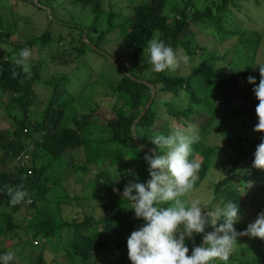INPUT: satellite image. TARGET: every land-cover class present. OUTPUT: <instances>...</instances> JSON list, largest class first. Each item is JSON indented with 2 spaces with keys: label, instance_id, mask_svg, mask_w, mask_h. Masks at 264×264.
<instances>
[{
  "label": "trees",
  "instance_id": "obj_1",
  "mask_svg": "<svg viewBox=\"0 0 264 264\" xmlns=\"http://www.w3.org/2000/svg\"><path fill=\"white\" fill-rule=\"evenodd\" d=\"M67 1L89 7L92 19L88 27H77L80 34L85 32L87 39V35H92L93 41H90L97 48L110 38L119 39L132 52L131 61H123L121 52L116 57L109 54L112 59L110 63L119 75L117 83L111 86L110 97L114 98V103L110 108L83 111L72 106L71 95L62 100V95L58 93L55 98L58 91L55 82L60 77L54 81L44 107L32 115L33 84L36 80H43L39 79L36 65L30 66V75L26 76L12 62L13 55L3 47L10 32L9 21L6 22L0 13V108H3L11 123L10 128H0V253L13 250L16 255L20 254L26 250L20 244L30 241L35 247H40L39 242L42 244L35 255L30 254L33 264H60L57 257L49 255L50 251L58 249L65 252L67 258L72 259L77 255L81 264H116L117 258L118 261L127 258L126 238L142 221L134 218L133 211L125 208L129 205L116 196L122 193L127 182H143L149 177L144 180L129 175L125 173L121 163L131 158H144L146 153L155 154L158 151L159 154L148 137L151 136L157 115L162 112L166 113L168 119L177 120L180 128L191 126L198 130L201 135L199 143L204 141L205 136L210 138L208 132L214 130L213 121L223 123L225 134L220 131L217 135L223 137L229 151H222L218 145L207 140L206 148L198 160L200 169L194 188L205 178L212 165L211 156L216 151L223 152L227 157V166L221 167V175L212 183L210 199L212 204L218 206H223L228 201L237 203L243 219L248 210L247 202L264 192V169L252 166L256 145L261 142L264 132L253 130L258 122L255 107L259 101L253 92L254 85L247 82V77L253 76L255 83H259L260 67H264V61L255 69L257 75L251 68L254 62L241 68L226 67V74H223L218 63L226 62L229 52L218 56L207 52L204 46L199 45L192 28L209 29L219 39L227 35L237 36L242 48L257 46L258 36L246 38V30L241 29L235 15L240 0H205L206 3L201 7H197L194 0H179L180 3L171 5L167 13L164 12L167 0H141L133 5L128 4L131 12L124 15L118 24L113 22L116 13L108 10L107 21L102 29L97 25L101 0ZM253 1L258 4V0ZM228 12L235 15L233 21L239 28L224 26V16ZM11 21L15 23L13 18ZM112 33L115 38H112ZM152 37L163 40L174 50L181 48L180 53L190 58L191 64H187L189 70L185 76L152 72V79L140 77L137 70L144 62L146 53L143 49ZM51 39L52 33L45 30L15 48L20 50L35 45L43 46ZM72 41L75 44L82 43L81 36L74 37ZM77 46L73 45L72 51L76 55H82L84 51L81 54L77 52ZM70 47L72 49L71 43ZM61 59V62H67L66 58ZM181 64L184 63L181 61ZM120 69L154 87L153 98L136 122L134 131L137 140L145 146H151L155 153L138 148L131 134V125L148 102L151 88L128 77ZM178 70L179 67L175 71ZM13 72L17 73L15 77ZM160 91L165 93L160 94ZM119 101L125 103L120 104ZM195 109L208 117L207 124L199 127L191 122L196 114ZM229 113L240 114L238 119L244 116V121L236 129L224 122V116ZM199 143L192 146L193 152L189 159H192ZM80 150L84 158L81 164L73 163L72 158L66 159L73 151ZM30 159L32 163L28 164ZM101 159L108 160L110 165H116L118 170L117 174L111 175L106 169H102L95 172L93 179L88 181L92 199L105 212L99 218L101 225L98 227L99 222L87 215L81 220L58 222L55 214L61 213L62 205L71 206L79 200L77 196L69 197L62 188L69 174L74 172L73 175L77 177L78 173L90 169L86 168L87 163H96ZM70 166L74 168L73 172H69ZM16 186H22L29 193L30 203L10 205L7 189ZM21 208L27 213L24 221L14 219L13 216ZM246 226V221H239L234 227L237 232H241ZM63 227L70 231L65 247L61 246ZM37 236H41L43 240H38ZM240 238H243L242 235L237 236V241H241ZM250 239L245 247L233 249L228 264H264V251L260 248L264 240L252 242ZM5 241L9 242L11 250L3 246ZM195 242H200L199 235ZM186 243L191 251L192 244L187 240ZM255 252L257 256L254 255ZM72 263L74 262L66 264ZM12 264L21 262L14 258ZM213 264L221 262L216 260Z\"/></svg>",
  "mask_w": 264,
  "mask_h": 264
},
{
  "label": "rangeland",
  "instance_id": "obj_2",
  "mask_svg": "<svg viewBox=\"0 0 264 264\" xmlns=\"http://www.w3.org/2000/svg\"><path fill=\"white\" fill-rule=\"evenodd\" d=\"M29 2L21 0H0V13L2 18L8 22V30H10L8 37L6 38V43L3 47L7 49L12 55L18 53L19 49L15 46H20L28 39L33 38L35 35L48 30L52 33V39L46 45L40 46L35 45L31 49V58L29 60L30 66L36 65L39 79L33 84V107L31 114L38 112L46 104L47 98L53 89L54 81L60 78L56 83V89L58 91L55 93V98L58 93L62 95V100H66L68 95H71V104L74 108L83 111H89L96 108L108 107L113 105L114 98L110 97L112 93L111 86L117 83L119 79L118 71L111 65L110 61L112 59H107L103 54L98 53L97 49L111 54L116 57L120 52L123 61L130 62L132 52L122 45L119 39L116 40L114 36L108 41H105L99 48L93 46L90 40L93 41L92 35L85 37L86 33H79L77 27H88L90 25L92 15L90 13L89 7L81 5L79 3H69L67 0H28ZM137 1L141 0H101V13L97 25L99 28H104L108 17V10L112 13H116L113 22L118 24L121 22L124 15L129 14L130 6L135 4ZM184 1V0H183ZM197 7L203 6L205 0H194ZM258 4H255L253 0H240L239 9L235 10V15L238 17V23L241 24V29L246 30V38L252 39L258 36V44L254 47H240L237 41V36L223 37L219 39L214 36L209 29L199 30L193 26V30L196 32V38L199 45L204 46L206 51L213 53L215 55H221L223 53H228L227 61L224 63L219 62L221 68L224 69L221 73H225L226 67L241 68L243 65L254 62L253 68L254 74H258L255 69H258L259 63L264 61V0H258ZM167 5L164 12L167 13L171 5L179 4V0H167ZM10 8H13L12 10ZM40 8V9H39ZM50 8V11L47 10ZM16 9V10H15ZM52 9V10H51ZM108 11V12H107ZM171 14V13H170ZM233 13H226L224 16L223 24L227 28H236L238 24L233 21ZM15 21H11V19ZM9 24L12 26L9 27ZM239 28V27H238ZM202 31V33H201ZM214 32V30H213ZM255 34V35H252ZM81 36L82 43L75 44L72 39ZM153 38V37H152ZM95 39V38H94ZM58 40L60 42H58ZM72 45V49L70 47ZM73 45H78V51L82 55H76ZM27 48V47H25ZM178 57H183L180 52L181 48L174 50ZM76 55V56H75ZM58 56V57H56ZM75 56V57H73ZM61 58H66L67 62H61ZM195 60V58H193ZM191 61V60H190ZM257 62V63H256ZM190 63V62H189ZM188 63V64H189ZM191 64V63H190ZM196 61H194V65ZM178 71L165 72L166 75H183L185 76L189 70L187 64H179ZM122 72L127 73L123 69ZM137 73L142 78L152 79L153 74L151 71V65L147 62V57L145 55L143 65L137 70ZM226 74V73H225ZM165 91H160V94H164ZM72 95L74 97H72ZM53 98V99H55ZM151 98V97H150ZM158 99V98H157ZM120 104L125 103V101H119ZM159 105V104H157ZM155 106V104L153 105ZM158 107V106H157ZM164 110V108H163ZM99 111V110H98ZM196 114L192 117L194 125L201 127L207 124V116L202 115L197 109H195ZM112 113V111L110 112ZM109 113V114H110ZM108 114V115H109ZM240 114L229 113L224 116V122L231 125L235 129L239 126V123L244 121L243 118L238 119ZM197 120V121H196ZM212 127L214 130L208 132L210 138L204 137V141L199 143L197 149L192 157L198 161L200 159V154L206 148L207 140L215 145H218L222 151H227L228 146L222 136L217 135L220 131L225 134V128L223 123L220 121H213ZM10 120L6 117V113L3 108H0V128L6 129L11 126ZM151 135L154 133H165L168 134L173 127H180L179 122L175 119H168L166 113L162 112L157 115L155 125L153 126ZM167 128V129H166ZM170 128V129H168ZM229 151V150H228ZM31 158V156H30ZM73 159V163L81 164L84 160L82 151H73L71 155L66 157V159ZM212 165L209 167L205 178L200 182V184L194 188L189 196V199H199L201 201H209L212 183L221 175L220 169L226 165L227 157L221 151H216L211 156ZM32 163V159L28 164ZM122 167L125 169V173L133 175L136 177H141L144 180L149 177L147 171V164L143 157L131 158L121 163ZM227 166V165H226ZM86 168H90L88 171L78 173L77 177L73 175L74 168L70 166L67 181L63 183V190L69 197L77 196L79 200L73 205H62L61 213H56L55 218L58 222L71 221L74 219L81 220L84 215L90 216L95 221H98V227L101 225L99 218L102 217L105 212L100 209L97 203L92 199L91 191L88 187L90 184L88 181L93 179V174L102 169H106L111 175L118 173L116 165H110L108 160H98L96 163H87ZM76 177V178H75ZM60 189V188H59ZM62 190V189H60ZM121 194V193H120ZM116 196L118 200H122L121 195ZM252 194V193H251ZM91 198V199H88ZM248 210L244 214V218L240 220V223L246 221L247 224L254 221L257 213L260 212V208L264 207V192L257 195V197L252 198L246 204ZM14 219L24 221L27 213L24 208H21L13 214ZM237 222L235 225H238ZM234 225V226H235ZM70 231L63 227L61 234V246L65 247L67 245ZM241 241H237L233 249H240L248 244V241L258 242L259 238L249 237L247 235H242ZM43 240L41 236H37V239ZM1 239V238H0ZM24 244V245H23ZM19 246L26 247L25 252L20 254H15V251L11 250L12 247L9 242H3V246H6L8 250L14 252V258L19 259L21 264H33V257L30 254H36L35 251L41 248V242H39L40 247L32 246L30 241L24 242ZM261 251H264V242L261 243ZM59 250V251H58ZM50 251L49 255L58 258L60 264H66L68 262H74L72 264H81L80 258L75 255L72 259L67 258L65 252L60 249ZM63 250V249H62ZM255 256L258 254L255 252ZM93 259V256L89 257ZM71 259V260H70ZM96 264V263H94ZM116 264H131L128 257L123 261H118Z\"/></svg>",
  "mask_w": 264,
  "mask_h": 264
},
{
  "label": "clouds",
  "instance_id": "obj_3",
  "mask_svg": "<svg viewBox=\"0 0 264 264\" xmlns=\"http://www.w3.org/2000/svg\"><path fill=\"white\" fill-rule=\"evenodd\" d=\"M143 51L153 73L172 72L181 61L190 62L188 56L178 57L170 45L156 38L149 40ZM31 54V49L22 48L12 56L14 65L26 76L30 75ZM260 77L258 84L253 76L247 77V82L254 85L253 92L259 101L255 107L258 122L253 130L264 132V67H260ZM148 139L159 150V154L157 151L144 156L149 178L127 182L120 194L129 205L125 208L142 221L126 238L131 264H213L216 260L228 264L238 235L264 240V210L237 232L234 225L241 219L237 203L228 201L218 206L211 199H189L200 169L198 161L189 159L192 146L201 140L198 130L191 126L173 127L167 135L154 133ZM253 155L252 166L264 169V137ZM7 194L10 205L31 202L22 186L9 187ZM198 235L200 242L196 243ZM186 240L192 244L191 251ZM14 255L12 251L0 253V264H12Z\"/></svg>",
  "mask_w": 264,
  "mask_h": 264
},
{
  "label": "water",
  "instance_id": "obj_4",
  "mask_svg": "<svg viewBox=\"0 0 264 264\" xmlns=\"http://www.w3.org/2000/svg\"><path fill=\"white\" fill-rule=\"evenodd\" d=\"M35 2H36V0H35ZM47 10L50 11L49 8H47ZM93 46H94V45H93ZM96 48H97V47H96ZM97 51H98V53L103 54L106 58H110L109 54H107V53H105V52H102V51H100V50H98V49H97ZM123 73H125V72H123ZM125 74H126V73H125ZM127 76L130 77V78H132L133 80H135V81H137V82H143L144 84H146L147 86H149V87L151 88V94H150V97H151V98H149V100H148V102L145 104L143 110L140 112V114H139V115L135 118V120L133 121V123H132V125H131V134H132V136H133V138H134V141H135L136 145L138 146V148L143 149V150H148V151H151V152L155 153V150H154L151 146H145V145L141 144V143L137 140V138L135 137V131H134V127H135L136 122H137V121L139 120V118L145 113L146 109L148 108V106H149V104H150L151 99L153 98V95H154V87H153V85H152L151 83H149V82H147V81H142V80L137 79V78H134V77H132L130 74H127Z\"/></svg>",
  "mask_w": 264,
  "mask_h": 264
}]
</instances>
